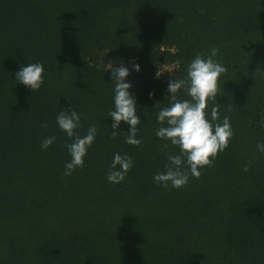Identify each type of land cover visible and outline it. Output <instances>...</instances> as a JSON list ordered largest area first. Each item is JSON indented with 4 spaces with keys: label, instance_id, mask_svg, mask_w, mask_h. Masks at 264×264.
Listing matches in <instances>:
<instances>
[{
    "label": "trees",
    "instance_id": "16d2710c",
    "mask_svg": "<svg viewBox=\"0 0 264 264\" xmlns=\"http://www.w3.org/2000/svg\"><path fill=\"white\" fill-rule=\"evenodd\" d=\"M0 264H264V0H0Z\"/></svg>",
    "mask_w": 264,
    "mask_h": 264
},
{
    "label": "rangeland",
    "instance_id": "374dc122",
    "mask_svg": "<svg viewBox=\"0 0 264 264\" xmlns=\"http://www.w3.org/2000/svg\"><path fill=\"white\" fill-rule=\"evenodd\" d=\"M102 54H96L94 57L98 62L102 61ZM178 71V64H168L161 67V70L159 72L160 75H162L165 78H171L174 76Z\"/></svg>",
    "mask_w": 264,
    "mask_h": 264
}]
</instances>
